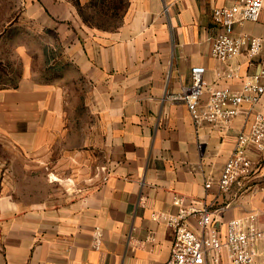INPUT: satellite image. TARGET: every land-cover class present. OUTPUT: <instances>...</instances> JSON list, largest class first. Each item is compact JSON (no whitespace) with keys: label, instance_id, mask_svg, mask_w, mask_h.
<instances>
[{"label":"crops","instance_id":"1","mask_svg":"<svg viewBox=\"0 0 264 264\" xmlns=\"http://www.w3.org/2000/svg\"><path fill=\"white\" fill-rule=\"evenodd\" d=\"M91 1L0 0V44L15 42L21 63L0 87V264H164L175 195L223 228L251 214L263 227L264 151L250 147L251 174L228 190L219 179L264 92L216 125L180 98L193 66L206 68L203 101L263 67L264 45L254 58L212 53L213 12L233 0H108L113 28L89 22ZM235 33L264 37V12ZM229 66L237 76L217 80ZM184 222L201 232L198 215Z\"/></svg>","mask_w":264,"mask_h":264},{"label":"built area","instance_id":"2","mask_svg":"<svg viewBox=\"0 0 264 264\" xmlns=\"http://www.w3.org/2000/svg\"><path fill=\"white\" fill-rule=\"evenodd\" d=\"M264 12V0H233L229 5L216 8L213 19L218 28L212 53L222 62L245 53L254 58L261 54L264 37L249 34H236L235 26L247 21H258ZM206 68L196 65L191 68L192 84L182 87L181 100L187 105L196 124L229 123L241 112L246 100L257 102L264 92V65L254 75L243 81L241 90L228 86L213 87L206 101L202 96L208 85L204 79ZM217 80L237 76L236 67L229 66L224 72L216 73ZM264 151V113L257 112L249 134L240 133L233 154L222 170L219 186L228 190L240 177L252 172L250 147ZM210 187V183L205 184ZM174 204L180 211L168 217L174 228V242L170 257L164 264H258L259 246L264 243V226L251 214L247 218H233L219 226L213 212L204 207L183 208L184 196L175 195ZM187 214L198 215L200 233L194 232L184 222ZM157 218L156 214H153Z\"/></svg>","mask_w":264,"mask_h":264},{"label":"rangeland","instance_id":"3","mask_svg":"<svg viewBox=\"0 0 264 264\" xmlns=\"http://www.w3.org/2000/svg\"><path fill=\"white\" fill-rule=\"evenodd\" d=\"M108 0H92L90 5L85 9L86 16L90 23L95 25L113 28L119 23L118 14L110 13L106 7ZM123 5V2H122ZM1 26V22H0ZM15 42L4 41L0 44V87H7L1 81H8L17 77L20 72V61L17 54L13 52ZM11 44V45H9Z\"/></svg>","mask_w":264,"mask_h":264},{"label":"trees","instance_id":"4","mask_svg":"<svg viewBox=\"0 0 264 264\" xmlns=\"http://www.w3.org/2000/svg\"><path fill=\"white\" fill-rule=\"evenodd\" d=\"M106 7H108V6L106 5Z\"/></svg>","mask_w":264,"mask_h":264}]
</instances>
